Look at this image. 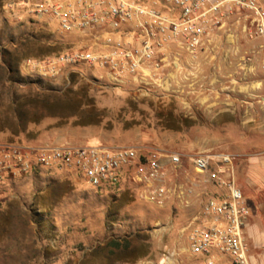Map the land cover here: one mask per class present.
I'll return each instance as SVG.
<instances>
[{
    "label": "rangeland",
    "instance_id": "374dc122",
    "mask_svg": "<svg viewBox=\"0 0 264 264\" xmlns=\"http://www.w3.org/2000/svg\"><path fill=\"white\" fill-rule=\"evenodd\" d=\"M25 0H0V146L83 145L158 149L185 160L207 151L236 156V179L252 211L246 187L250 159L264 164V40L249 38L232 22L196 55L175 44L158 52L137 81L111 82L85 63L42 62L95 50V33L64 32L56 21L31 16ZM264 5V0H259ZM99 30L97 36H105ZM39 66V67H38ZM66 94L93 104L99 125L61 105L55 117L33 110L42 95ZM70 104H73L72 102ZM0 152V264H203L185 248L180 228L196 207L142 200L132 184L93 187L77 171L19 173ZM247 197V198H246ZM129 242V262L108 253L107 243ZM173 250L178 255L169 257ZM143 255V256H142ZM167 257H169L167 259ZM127 258V259H128ZM198 260H196V259ZM216 264H231L222 257Z\"/></svg>",
    "mask_w": 264,
    "mask_h": 264
},
{
    "label": "built area",
    "instance_id": "2783aa9c",
    "mask_svg": "<svg viewBox=\"0 0 264 264\" xmlns=\"http://www.w3.org/2000/svg\"><path fill=\"white\" fill-rule=\"evenodd\" d=\"M31 16L56 21L64 32L95 33L96 49L65 53L42 62L44 74L57 64L85 63L104 71L115 84L137 81L148 64L156 71L165 44L196 55L232 22L242 23L249 38L264 40V5L259 0H25ZM104 30L105 36H97ZM39 67V66H38ZM9 167L29 174L40 170L79 172L93 187L139 189L156 207L179 203L196 207L180 228L185 248L203 256V264L228 257L251 264L245 227L250 210L236 179V156L226 151L199 152L187 159L158 149L83 145H3ZM173 250L169 257L178 255ZM167 257V259L169 258Z\"/></svg>",
    "mask_w": 264,
    "mask_h": 264
},
{
    "label": "crops",
    "instance_id": "0c3cea01",
    "mask_svg": "<svg viewBox=\"0 0 264 264\" xmlns=\"http://www.w3.org/2000/svg\"><path fill=\"white\" fill-rule=\"evenodd\" d=\"M248 162L245 172L247 197L251 195L255 203L247 219L245 234L251 264H264V164L258 159Z\"/></svg>",
    "mask_w": 264,
    "mask_h": 264
},
{
    "label": "trees",
    "instance_id": "16d2710c",
    "mask_svg": "<svg viewBox=\"0 0 264 264\" xmlns=\"http://www.w3.org/2000/svg\"><path fill=\"white\" fill-rule=\"evenodd\" d=\"M42 105L38 108H35L34 113H39L43 117L52 116L55 117L56 110L61 107V105L68 104L69 107L73 106V113L72 117L77 116V114L80 112L84 118H87L83 121H76L77 125L82 126H92V125H99L100 120L96 119L98 116V113L101 112L96 109V107L91 104H82V102L77 101L76 99L72 98L69 99L66 94H61L60 96L55 94L54 92L44 93L42 95ZM73 104H70V103ZM118 188V187H113ZM108 246V253L110 256L115 255L117 257V260H120L121 262H129L128 256L132 254V251L129 250V242L125 241L123 245L116 240H110L107 243ZM143 256V255H142ZM128 258V259H127Z\"/></svg>",
    "mask_w": 264,
    "mask_h": 264
}]
</instances>
